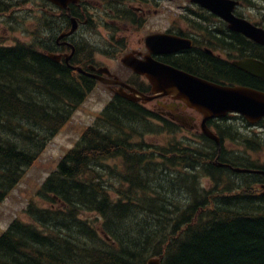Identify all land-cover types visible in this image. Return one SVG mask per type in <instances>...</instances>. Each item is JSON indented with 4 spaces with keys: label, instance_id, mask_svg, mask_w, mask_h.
<instances>
[{
    "label": "trees",
    "instance_id": "1",
    "mask_svg": "<svg viewBox=\"0 0 264 264\" xmlns=\"http://www.w3.org/2000/svg\"><path fill=\"white\" fill-rule=\"evenodd\" d=\"M12 7V0H0V16ZM5 40L0 36V201L91 89L88 80L44 55L39 42L5 46ZM199 54L184 64L235 75ZM117 100L42 184L37 195L44 204L29 201L31 220L16 219L0 235V264H145L158 255L160 264H264V195L199 189L202 153L178 140L134 142L150 112ZM120 156L126 186L113 197L98 167ZM187 189L198 205L179 203Z\"/></svg>",
    "mask_w": 264,
    "mask_h": 264
},
{
    "label": "flooded vegetation",
    "instance_id": "2",
    "mask_svg": "<svg viewBox=\"0 0 264 264\" xmlns=\"http://www.w3.org/2000/svg\"><path fill=\"white\" fill-rule=\"evenodd\" d=\"M91 1L80 0L77 4L70 5L69 11L62 13L66 16H63L64 21L60 32L65 34L66 30L69 31L72 26V17L75 19L76 30L67 36L59 35L54 41L47 39L44 48L49 52L60 54L61 63L65 65L70 63L73 64L72 66L82 68L83 72L75 70L80 74L81 79L103 83L112 80L122 82L123 86L118 83L105 84V86L123 99H126L124 95L131 93V88L150 93V85L143 76L134 74L129 68L123 67L121 64L113 66L109 60H117L113 56L118 52L115 51V44L122 45V43L124 44L123 54L132 53L134 56L143 59L148 53L146 37L151 33L141 35L137 42L132 43L130 42L132 32L125 34L124 31L141 25L143 16L148 14L152 7L155 14L160 13L162 11L160 3L171 0H101L105 3V8L114 16L112 23L124 25V27L118 28L120 34L117 37L114 35L113 38L112 33L105 37L103 46L100 47L101 51L98 49L93 36L91 37L88 33L82 31L83 28H87L94 21L93 17H87L86 19L85 16L86 6L88 3H92ZM233 1L235 2L233 8L235 16L264 29V0ZM184 2L178 4L174 9L167 5L170 12L172 10L176 12L173 11L169 14L168 9H166V16L170 18L167 27L162 31L155 30L154 32H167L168 34L187 38L191 45L176 52L151 54V57L212 81L240 84L264 91V79L246 72L234 64L235 61L242 58H254L264 62V46L246 38L240 32L230 29L221 16H217L206 7L193 3L191 0H184ZM109 20H111L110 17ZM114 29V34H116V27ZM155 46L158 45L155 44ZM199 53L217 59L223 63V66L233 69L235 75L229 74L226 70L221 71L213 65L201 69L187 67L184 64L189 59L193 61V58H195L193 54L200 55ZM206 59L210 61L209 58ZM116 67H120V69ZM71 68L73 69V67ZM135 103L143 106L150 104V107L147 108L163 120L174 123L180 128L185 127L191 131H198L197 124L200 116L179 100L162 96L147 104L139 101H135ZM240 119L242 117L238 114H229L224 118L207 120V125L220 136L221 140L219 147L213 141L210 144L212 147L209 144L207 145V163L212 168L228 169L227 167L218 166L216 160L232 165L231 160L238 159L234 155L233 148H235L236 142L234 136L235 134L236 137L240 136V124H243ZM243 120L245 121L243 124L246 127L245 131L249 134L251 132V137L257 134V129L261 134L264 133V118L255 123ZM232 127L233 131H227ZM223 141L231 142L232 147L228 149ZM255 175L258 176L259 182L264 185V174Z\"/></svg>",
    "mask_w": 264,
    "mask_h": 264
},
{
    "label": "rangeland",
    "instance_id": "3",
    "mask_svg": "<svg viewBox=\"0 0 264 264\" xmlns=\"http://www.w3.org/2000/svg\"><path fill=\"white\" fill-rule=\"evenodd\" d=\"M181 3H185L184 0H171V1L162 2L160 3V8L162 9V11L158 14H155L153 12L154 8L152 7L151 11L145 16H143V19L141 20L142 22L141 25H139L138 27H132L130 30L124 31V33L129 34V32H132L130 37V42L135 43L137 42V39L143 34L152 33L155 30L164 29V27L167 25V22L170 19L166 16L167 13L166 9H168L169 14L174 11L172 10L170 12L169 8H167V5H169L174 9V7H177V5ZM41 5L42 3L40 0H24L21 5H17L18 8L14 7L15 9L14 10L12 9L11 11V14L17 13L14 14V16L16 17L15 19H9L5 16L0 18V35H3L6 38L5 40L6 44H12L14 41H18V40L27 41L30 34L37 37H44L45 30L42 29V26H39V21L37 20L39 19V14H41V11L43 10V7ZM98 6L105 7L103 5H98ZM96 8L97 5L95 4L94 7L88 8L89 14L92 15L91 17L94 18V21L87 28H83L82 31L88 33L91 37L93 36V39H95L96 44L99 47H101L103 46L105 37H108L109 35L108 32L109 30L112 32V30L116 27L117 30L116 34L113 35L117 37V35L120 34L118 28L124 27V25L119 23L114 24L110 21L108 22L109 24L112 23L110 25V28H106L105 25L107 24L105 23L103 24V22H105L106 20H104L103 18L106 17L107 15L104 11H98V9ZM29 11L31 12V15L28 18L23 19L21 17L22 13H26L28 15L27 12ZM175 12L176 11H174V13ZM52 18L49 19L51 20ZM59 22H61V20ZM57 24L59 25V23H53L49 25V27L52 26L55 27ZM120 30H124V29H120ZM101 35H103L104 37L102 38ZM37 37H35L37 40H43L47 36L43 39ZM123 47H124L123 43L122 45L115 44V51L118 52L114 56H117V58H119L124 52L122 51ZM109 62L111 65L114 66L119 63V61L115 59H111L109 60ZM117 68L120 69V67ZM108 95L109 94L106 91L105 86L96 84L91 90V92H89L88 95L84 98V100L79 104L77 109L72 111L70 119L67 122V124L64 125V127L61 128L49 140L46 141L45 145L43 146V149L38 155V159L36 160V162L24 170V173L20 178V180L14 185L9 196L5 197L3 203L0 205V233L5 228L4 226L8 223V221L11 218L13 219L17 216H20L22 218H27L22 210L25 201L26 200L28 201V199L34 194V192L38 190L40 184L45 179V177L53 169H55L60 158L63 156L65 151H67V148L71 147L72 144L76 141L83 128L86 127L91 122H93V117L95 115H98L99 111L107 102ZM30 127L32 128V130H34L36 126L31 125ZM46 127L49 126L47 125ZM195 133L196 132H190L186 129L178 130L174 133H169L163 130L158 132L157 130H154L146 134L144 138L149 143L159 144L166 142L172 138L187 139L193 137V134ZM242 150H238V151L241 152ZM243 152L247 154L245 151ZM248 155L255 157L253 159L256 162L264 164L263 148L258 147L255 152L250 151ZM238 178L239 179L237 178H233V179L238 181L243 177L238 176ZM111 180L114 181L115 183H118L117 181L118 178L113 177ZM225 182L226 181L223 179L222 183L225 184ZM201 183L202 185H204V188H208L211 190L214 189L213 183L206 177H203L201 179ZM223 184H220V186H222ZM234 192H237V190L233 191L232 188H230L227 191L224 189V194H233ZM213 193L220 194V192L217 193L215 191ZM181 198H183V201L186 204L195 203L196 205H198L197 204L198 201L193 199L191 195H189V193L186 192V190L184 191L180 199ZM183 201L179 203L181 204ZM84 214L88 217L94 216L93 213H84ZM224 216L225 215L221 216V218ZM162 226L163 225H160V223H158L157 228L160 230V232L164 233ZM156 237H158V235H156ZM149 249H147V251L143 254L145 255L147 252L150 253Z\"/></svg>",
    "mask_w": 264,
    "mask_h": 264
},
{
    "label": "water",
    "instance_id": "4",
    "mask_svg": "<svg viewBox=\"0 0 264 264\" xmlns=\"http://www.w3.org/2000/svg\"><path fill=\"white\" fill-rule=\"evenodd\" d=\"M59 7H66L67 4L75 0H49ZM206 4V0H195ZM219 7L222 4L219 0H210ZM211 8L212 5L207 4ZM231 26L241 30L249 37L255 38L257 41L264 43V35L259 30L253 28L247 22L235 20L233 17H227ZM171 49H178L182 44V40H167ZM52 59H58L56 55H49ZM126 63V61H124ZM127 64V63H126ZM137 72L145 74L152 84L153 92L157 94H170L172 97L181 98L190 106L202 111L205 116L224 115L227 111H238L245 115L248 119L258 118L264 113V94L258 93L243 87H227L220 86L207 81L195 78L181 70L173 67L152 62L145 64L128 63ZM241 68L249 72H254L264 78V67H261L255 61H242ZM262 71L258 74L255 71ZM144 99L152 98V96H143ZM207 117L204 118V121ZM205 130V129H204ZM237 170H244L236 168ZM147 264H159V259H149Z\"/></svg>",
    "mask_w": 264,
    "mask_h": 264
},
{
    "label": "bare ground",
    "instance_id": "5",
    "mask_svg": "<svg viewBox=\"0 0 264 264\" xmlns=\"http://www.w3.org/2000/svg\"><path fill=\"white\" fill-rule=\"evenodd\" d=\"M106 130L108 131V130H110V128H109V129H106ZM41 140H42V139H41ZM233 160H235V159H233ZM198 163H199V164L201 163V160H200V159L198 160ZM247 165H248V163L245 162V163H244V167H247ZM201 166H202V165H201ZM231 166H232V165H229V167H231ZM222 172H223V171H222ZM186 192H188L189 195H191V197H193V195H192V191H190V189H187ZM193 199H195L196 201H198L197 198H193ZM185 204H186V203L183 201V202H182V206L185 205ZM245 205H246V204H245ZM218 206H219V205H218ZM223 207H224V206H223ZM224 209L226 210L225 207H224ZM153 238L155 239V238H158V237L153 236ZM168 259H169V258H168ZM160 263H161V262H160Z\"/></svg>",
    "mask_w": 264,
    "mask_h": 264
}]
</instances>
